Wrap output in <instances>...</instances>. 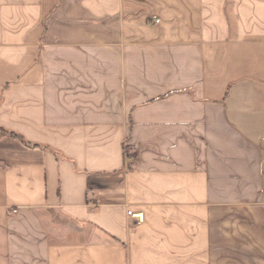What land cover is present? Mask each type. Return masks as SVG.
<instances>
[{"label": "crops", "instance_id": "crops-1", "mask_svg": "<svg viewBox=\"0 0 264 264\" xmlns=\"http://www.w3.org/2000/svg\"><path fill=\"white\" fill-rule=\"evenodd\" d=\"M0 264H264V0H0Z\"/></svg>", "mask_w": 264, "mask_h": 264}, {"label": "built area", "instance_id": "built-area-1", "mask_svg": "<svg viewBox=\"0 0 264 264\" xmlns=\"http://www.w3.org/2000/svg\"><path fill=\"white\" fill-rule=\"evenodd\" d=\"M155 22L159 23L160 20L156 19ZM126 160H127V168L129 169L134 164L135 158L126 155ZM128 215L130 217H133L134 219H136L138 222H143L144 221V217H143L142 213L134 214L132 211H128Z\"/></svg>", "mask_w": 264, "mask_h": 264}, {"label": "trees", "instance_id": "trees-1", "mask_svg": "<svg viewBox=\"0 0 264 264\" xmlns=\"http://www.w3.org/2000/svg\"><path fill=\"white\" fill-rule=\"evenodd\" d=\"M10 135L13 136V137H17V135L14 134V133H11ZM125 155H128L130 157H134L135 159L137 157V154H136L135 150H133V149H131L129 147L125 148ZM129 169H131V167Z\"/></svg>", "mask_w": 264, "mask_h": 264}]
</instances>
